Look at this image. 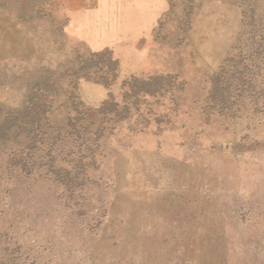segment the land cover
Masks as SVG:
<instances>
[{
    "label": "rangeland",
    "instance_id": "374dc122",
    "mask_svg": "<svg viewBox=\"0 0 264 264\" xmlns=\"http://www.w3.org/2000/svg\"><path fill=\"white\" fill-rule=\"evenodd\" d=\"M0 264H264V0H0Z\"/></svg>",
    "mask_w": 264,
    "mask_h": 264
},
{
    "label": "trees",
    "instance_id": "16d2710c",
    "mask_svg": "<svg viewBox=\"0 0 264 264\" xmlns=\"http://www.w3.org/2000/svg\"><path fill=\"white\" fill-rule=\"evenodd\" d=\"M217 89H221L220 87H217ZM222 90V89H221ZM109 101H106L105 104H108ZM111 103H114L113 101ZM113 105V104H112Z\"/></svg>",
    "mask_w": 264,
    "mask_h": 264
}]
</instances>
